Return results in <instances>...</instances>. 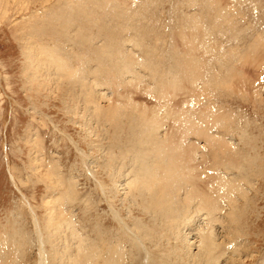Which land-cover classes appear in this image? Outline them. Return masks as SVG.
<instances>
[{
	"label": "rangeland",
	"instance_id": "obj_1",
	"mask_svg": "<svg viewBox=\"0 0 264 264\" xmlns=\"http://www.w3.org/2000/svg\"><path fill=\"white\" fill-rule=\"evenodd\" d=\"M112 1L116 0L106 4L103 0H0V237L6 243L16 240L28 264H39L37 227L46 238V211L55 208L54 204L71 215L77 236L105 244V252L120 243L116 252L120 254L119 264H140L143 258L137 246L154 264L168 252L161 250L166 246L163 230L155 226L158 230L154 231L145 211L150 201L144 200V204L141 200L144 196L150 200V195L147 191L144 196L137 192L141 189V168L147 166L155 173L157 169L144 163L145 153L141 151L145 128L133 112L137 106L151 109L165 83L179 74L181 57L172 41L182 31H205L200 45L204 79L191 84L194 99L179 92L172 103L199 109L190 118L196 124L204 123L205 109H229L233 115L238 114L239 120L233 125L238 126L236 137L228 141L237 145L240 134L246 137L245 142L249 139L252 145L247 157L252 162L259 159L260 166L254 169L264 168V59L254 67H246V77L254 81L253 91L247 88V92H253L251 98H238L240 92L234 94L215 84L237 73L234 69L238 57L255 37L264 41V0L116 1L119 6ZM216 8L222 12L217 23L211 19ZM34 23L48 28L32 36L28 30ZM31 37L32 48L27 42ZM108 44L113 49L109 52ZM41 47L68 61L66 71H59L55 60L54 66H49L51 60L46 63V55L39 52ZM120 52L124 55L121 63L132 65L130 69H119L112 63V58H120ZM30 55L35 62L32 67L40 72L37 79L28 69ZM125 58L134 61L130 64ZM112 104L121 113L108 120ZM170 129L162 124L154 135L163 139ZM136 145L138 155L134 153ZM259 180L260 189L252 180L258 201L252 202L247 211L244 232L252 244L248 247H255L252 254L261 261L264 175ZM188 231L185 227L179 229L189 241L182 240L184 244L175 249V240L171 239L170 252L196 253L197 240ZM191 231L196 237L197 233ZM49 241L43 250L47 264H51L53 255L52 239Z\"/></svg>",
	"mask_w": 264,
	"mask_h": 264
},
{
	"label": "bare ground",
	"instance_id": "obj_2",
	"mask_svg": "<svg viewBox=\"0 0 264 264\" xmlns=\"http://www.w3.org/2000/svg\"><path fill=\"white\" fill-rule=\"evenodd\" d=\"M103 1L106 4L109 0ZM116 1L126 2V0ZM115 2L112 1L114 5H120ZM213 3L216 6L218 5L216 1ZM59 9L61 8L59 7ZM217 9L213 11L214 17L211 18H215L214 22L218 20L217 17L222 13ZM70 14L73 16L72 13ZM39 26L36 23L32 24L28 33L33 36L36 35V32L41 33L48 28L46 25L43 26V24ZM203 33L198 32V30L192 32V34L182 31L179 33L178 39L173 38L174 41L172 42L175 44L177 53L179 52V58L181 57V60L178 59L179 74L176 73L173 81L164 82L165 85L163 84L164 87L162 88L160 98L151 109H149L150 107L146 108L144 106V108H141L137 106L133 112L134 115L137 113L139 121L145 128L146 139L145 141L143 140V151H141L142 154L145 153L144 163L152 164L157 169V173H155L150 171L147 166L141 168L142 183L141 189L137 192L143 196L146 191L148 192L150 200L145 196L141 200L143 203L144 200L150 201V207L146 205L148 209H145L151 217L152 225H150L153 226L154 231L158 229L163 230L165 234L166 246L161 250L166 252L168 249V252L158 264H264V257L261 261H258L252 254L255 247L251 248L250 238L244 232L247 229L246 223L249 218L247 211L250 209L252 202L256 203L258 201V198L256 199L258 195L257 188H255L256 186L252 180H256L257 187L260 189L259 179L260 176L264 175V168L262 167V170H257L260 163L258 162L259 159L255 157L258 154L254 156L255 159L253 160L255 161L253 162L247 157V152L250 151L249 146L252 145L249 139L245 142L246 137L240 134L237 145L232 144L230 140L228 141L229 137L231 139H235L236 137L235 132H237L238 126L235 127L233 125L236 123V120H239L240 116L238 114L233 115L229 109L215 111L205 109L202 111L204 123L199 121L200 123L196 124L193 121L191 122L190 118H192V113L200 112L199 109L196 111L195 108L177 107V105L172 103L173 98L179 92L186 93V95H190L194 99L196 96L191 84H194L196 80L204 79V70L200 62L202 51L200 45L205 39L202 40ZM33 40L32 37L27 39L30 48H32L31 44ZM117 41H119V38H117ZM252 43L245 53L239 55L238 66L236 65L234 69L235 72L238 70L237 73L215 83L219 86L223 85L227 88L228 92L233 91L234 94L240 92V96H237L241 99L251 98L250 93H253L247 92L248 89L249 91H253L254 81L246 77V73H248L246 67L249 68V65L252 64L254 67L256 63L264 59V41L260 37H255ZM109 44L112 45L111 43ZM109 44L106 47L108 52L112 48ZM51 51L46 47L39 48V52L44 53L46 55L44 57H47L46 63L48 59L52 61L47 63L49 66L50 64L53 65V62L56 61L54 64H56L55 67L59 71L61 70L60 68L65 69L64 67H67L69 64H67L68 61L65 63V60L62 61V57H54V52ZM119 56V59L112 58V63L118 64L117 67L119 69H130L132 65L121 63L123 61L121 57L124 56L121 52ZM30 60L28 69L32 72V76L37 79L40 76V72L35 67H32V64L33 66L35 64L32 61V56ZM124 61L131 64L134 59L125 58ZM68 72L72 74V71L68 70ZM52 74L53 78L54 74ZM232 77H236L234 81L230 80ZM114 86L116 87L115 84ZM125 90L127 89L125 88ZM109 107V115L106 117L109 118L108 120L115 118L121 113L120 109L114 106V104L109 105ZM121 111L125 113V110ZM130 111L132 113V109ZM202 114L200 115L201 117ZM162 124H168L171 129L168 130L165 137L163 135V139H160L159 137L157 138L159 135L155 137L154 132L162 128ZM187 135L192 136V138L187 139ZM198 141L202 142L199 143ZM134 149L136 151L134 153L138 155V145L134 146ZM255 167L257 169H254ZM253 169L257 171L253 172ZM260 171L263 173L260 174ZM131 183L129 182V187H131ZM259 202L263 203L262 200ZM54 206L55 208H46V215L48 216L47 220L45 218L46 221L44 223V230L47 234L46 238L42 237L41 230L37 227L38 233L36 234L38 235L35 237L38 239V249L40 252L39 264H47V258L43 250L49 238L52 239L50 243L52 244V249H50L53 252L51 264H119L121 258L120 254H116V252L119 250L117 248L120 243H116L117 246L114 244L116 246L113 247L115 250L111 248L112 246H109V249L105 252L103 249L106 246L105 244L100 245L94 239L92 242L87 237L81 238V236H77L74 233L75 227L72 223L71 215L64 208H56L58 207L56 204ZM155 226L158 227L157 230ZM182 227L187 228L189 230L188 235L197 240L195 241L197 246L194 244L197 249L194 255H190L191 252L188 254V252L177 253L176 250L169 251L168 244L171 239L175 240V243L173 242L175 249L182 244V240L186 242L184 240H187V237L179 233V229ZM191 228L197 233L196 237L192 234ZM138 230L143 231L141 228ZM145 230L148 229L145 228ZM151 231L153 232V230ZM146 234L148 233L145 232L144 235ZM136 239L138 240H133L139 243V237H136ZM177 240L179 241L178 243ZM248 244L251 247H248ZM73 245L76 246L72 249ZM140 248L139 246L136 248L138 250L137 253L141 254V258H143L140 264H154L148 257L147 252H144L145 250L143 249V251ZM23 253V248L16 243V240L12 243H6L5 238L0 237V264H28L24 259ZM45 253L47 254V252Z\"/></svg>",
	"mask_w": 264,
	"mask_h": 264
}]
</instances>
